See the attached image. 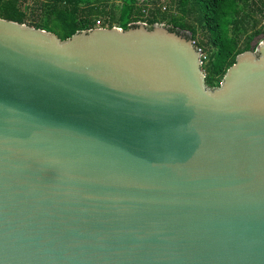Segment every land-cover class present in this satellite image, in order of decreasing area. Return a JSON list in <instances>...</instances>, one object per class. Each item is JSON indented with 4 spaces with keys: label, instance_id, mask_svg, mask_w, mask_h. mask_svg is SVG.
I'll list each match as a JSON object with an SVG mask.
<instances>
[{
    "label": "water",
    "instance_id": "water-1",
    "mask_svg": "<svg viewBox=\"0 0 264 264\" xmlns=\"http://www.w3.org/2000/svg\"><path fill=\"white\" fill-rule=\"evenodd\" d=\"M171 28L0 17V264H264V34Z\"/></svg>",
    "mask_w": 264,
    "mask_h": 264
},
{
    "label": "trees",
    "instance_id": "trees-1",
    "mask_svg": "<svg viewBox=\"0 0 264 264\" xmlns=\"http://www.w3.org/2000/svg\"><path fill=\"white\" fill-rule=\"evenodd\" d=\"M24 0H0V17L27 22V12L23 8ZM152 3L149 14L143 9ZM160 0H123L120 15H112L110 27L113 22L119 20V26L127 29L139 21L148 22L152 26L156 22H163L167 16L162 15ZM189 0H179L182 15H173L169 21L176 30L186 31L196 40L198 27L188 24L185 20ZM199 10V24L205 36H207L208 55L203 59V68L206 70V82L209 86H217L227 70L236 62L237 56L249 50L252 41L261 34H264V27L257 28L258 21L254 20V29L248 35L247 40L242 42L241 36L248 32L245 25L250 21L252 15L247 12L246 7L255 0H193ZM149 8V7H148ZM104 13L101 5L94 0H44L41 17L30 23V25L47 29L56 33L65 40L78 31L89 30L97 26L99 14ZM99 15V16H98ZM253 20V19H252ZM198 47L206 50L202 42L197 41Z\"/></svg>",
    "mask_w": 264,
    "mask_h": 264
},
{
    "label": "rangeland",
    "instance_id": "rangeland-1",
    "mask_svg": "<svg viewBox=\"0 0 264 264\" xmlns=\"http://www.w3.org/2000/svg\"><path fill=\"white\" fill-rule=\"evenodd\" d=\"M95 3H98L101 5L102 11L104 13H100L99 16V22L97 23L98 27H109L110 28V21H112L111 17L112 15H116L117 17L120 15L121 11V5L123 3V0H94ZM43 2L44 0H24L23 1V8L27 12V24L30 25V23H34V21L38 20L43 12ZM158 6H161L162 9V15H166L167 18L163 21L166 25L174 27V25L169 21L173 15H182L183 11L181 10L179 0H160L157 4ZM164 7H166L164 9ZM187 14L185 15V20L188 24L195 25L198 27V33L196 36V40L198 42L203 43V47L206 50V54L208 55V48L210 45H208L207 42V36H205L201 30V26L199 24V10L195 6L193 0H189L187 5ZM246 11H254L250 13L252 15L250 21H246L245 25L247 27L248 32H244V34L241 36L242 42H245L247 40L248 35L253 31L254 29V20L258 21L257 28L264 27V0H255V3H250L246 7ZM148 15V14H147ZM253 19V20H252ZM148 23V22H147ZM114 26H119V20H115L113 22ZM255 39L252 41V44H255ZM208 47V48H207ZM204 72L206 73V70L203 68Z\"/></svg>",
    "mask_w": 264,
    "mask_h": 264
},
{
    "label": "built area",
    "instance_id": "built-area-1",
    "mask_svg": "<svg viewBox=\"0 0 264 264\" xmlns=\"http://www.w3.org/2000/svg\"><path fill=\"white\" fill-rule=\"evenodd\" d=\"M144 2V0H140V3L142 4ZM148 5V7L146 8V9H143V11L144 12H146V14H149L148 12H149V10H150V7H152V3L149 1V3L147 4ZM166 7H164V9H165ZM193 43L198 47V45H197V40H193ZM200 48V47H199ZM200 49H202V48H200ZM203 51V50H202ZM205 58V56H204V52H203V59ZM223 83V79L221 80V81H219V84L217 85V86H219V85H221Z\"/></svg>",
    "mask_w": 264,
    "mask_h": 264
}]
</instances>
